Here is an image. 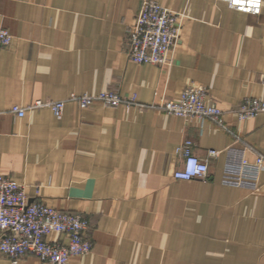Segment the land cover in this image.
<instances>
[{
    "label": "crops",
    "instance_id": "crops-1",
    "mask_svg": "<svg viewBox=\"0 0 264 264\" xmlns=\"http://www.w3.org/2000/svg\"><path fill=\"white\" fill-rule=\"evenodd\" d=\"M140 1L0 0V28L11 34L0 45V174L30 200L87 218L91 248L66 264H264V168L257 191L222 181L229 148L248 161L264 156V113L239 120L234 112L247 96L264 100V0L259 14L222 0H157L184 15L166 73L125 54ZM192 82L224 110L228 130L101 102L69 101L59 118L48 107L9 111L103 90L158 102ZM184 139L200 158L218 150L205 178L172 176ZM46 239L65 241L55 232ZM0 264L46 263L0 253Z\"/></svg>",
    "mask_w": 264,
    "mask_h": 264
},
{
    "label": "built area",
    "instance_id": "built-area-1",
    "mask_svg": "<svg viewBox=\"0 0 264 264\" xmlns=\"http://www.w3.org/2000/svg\"><path fill=\"white\" fill-rule=\"evenodd\" d=\"M234 9L259 14L263 0H222ZM183 14L161 5L157 0H141L132 23L126 26L124 50L127 57L137 63L157 65L166 73L173 64L171 51L181 29ZM11 34L0 28V45H8ZM264 85V74L261 76ZM86 107L94 102L106 106L133 107L142 110L156 107L165 112L181 116L187 121L194 118L209 119L217 126L227 129L224 110L207 97L206 87L198 82L187 84L176 98L161 97L158 102L137 101L134 94L121 95L114 90H103L95 94H70L62 99H35L25 106L13 104L9 111L21 116L27 109L48 107L59 118L67 102ZM237 119L243 120L264 113V100L252 96L243 98L235 109ZM193 142L184 139L174 148L181 157L182 165L173 169L177 179L205 178L208 172V157L218 154L209 149L208 157L200 158L192 151ZM222 181L258 189V175L264 168V156L256 154L253 161L243 155V149L229 148ZM38 189H35L37 193ZM89 228L87 218L78 212H69L46 205L43 201L29 199L24 185L8 175L0 174V253L16 262L27 253L36 255L46 264H66L68 259L88 252L91 240L86 235ZM50 232L63 234L65 241L48 240Z\"/></svg>",
    "mask_w": 264,
    "mask_h": 264
}]
</instances>
